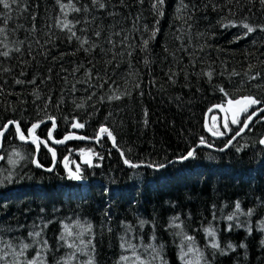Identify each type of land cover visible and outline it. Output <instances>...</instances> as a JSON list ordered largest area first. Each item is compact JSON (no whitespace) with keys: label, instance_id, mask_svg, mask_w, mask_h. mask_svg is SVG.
Masks as SVG:
<instances>
[{"label":"trees","instance_id":"trees-1","mask_svg":"<svg viewBox=\"0 0 264 264\" xmlns=\"http://www.w3.org/2000/svg\"><path fill=\"white\" fill-rule=\"evenodd\" d=\"M8 2L10 10L0 5V127L12 119L25 134L52 117L58 138L94 136L104 125L124 159L157 165L209 142L207 110L239 95L264 101L260 0H164L157 9L156 0H71L64 9L69 0ZM243 23L256 30L245 36ZM261 116L226 150L198 148L161 170L126 167L101 137L54 145L56 163L44 171L32 164L36 143L18 141L9 126L0 146V264H264ZM48 126L33 132L44 166ZM81 147L92 158L78 161L73 180L60 160Z\"/></svg>","mask_w":264,"mask_h":264},{"label":"snow or ice","instance_id":"snow-or-ice-1","mask_svg":"<svg viewBox=\"0 0 264 264\" xmlns=\"http://www.w3.org/2000/svg\"><path fill=\"white\" fill-rule=\"evenodd\" d=\"M15 2H16V0H12V3H15ZM58 2H59V0H58ZM141 2H142V0H141ZM93 3L94 4L97 3V0H93ZM163 3H164V0H156V2L153 4V8L154 9H157L158 7L162 6ZM260 3H261V5H264V0H260ZM0 5H2V7L4 9L10 10V4H9L8 0H0ZM65 7H72L71 0H69V4L68 5H63V4L61 5V8L62 9H64ZM99 7L100 8H104L105 5L103 3H100L99 4ZM73 10L74 11H79V9H75V8H73ZM160 15H163V12H160ZM232 26H236V25L233 24ZM63 27L64 28H68V30L71 32V27L69 26V23L68 22H65L63 24ZM242 27L247 30L246 33H245V36L248 35V34H250V33H252V32H254L256 30L255 28H253L252 26H250L248 23H243L242 24ZM258 27H259L260 31H264V26H258ZM3 31H4L3 29H0V32H3ZM72 35L75 36V33L72 32ZM97 35H99V33H97ZM154 37H155V31L153 32L152 37H150V39H152ZM148 44H149V40H145L144 41L145 48L148 46ZM2 55L8 56V52L5 51V52L2 53ZM145 62L147 63V61H145ZM206 74L209 77H211V75H212L211 72L206 73ZM233 75H237V73H233ZM260 75H261V73H257L255 76L250 77V79L255 80ZM16 83H22V81L17 80ZM221 91H224V90L221 89ZM113 98L114 99H119L118 96H116V97H110V99H113ZM260 104H264V101H261L258 98H255L253 96H244V97H241L239 99H229L227 101V105H228L227 108H224L223 106H220V107H221V110L222 111H225L226 113L228 111H231L234 107L237 109V111H233V118H232V121H231L232 124H236V123L240 122L237 119V116L239 115V113H248L246 119L243 121V127L240 129L239 132L236 133V136H239L246 128H249L250 127V124L252 122V118H253V116L256 115V111H253V112L249 113V109L252 108L253 106L260 105ZM257 111L264 112V108H258ZM213 120H215V117H213ZM12 124H16V122L9 121L7 124H5L2 127H0V136H3L4 135V132L8 130L9 125H12ZM83 126L84 125L83 124H80V123H74L73 124V127H75V128H82ZM224 126H225L226 129L228 128L227 121L225 122V125ZM37 127H38L37 124H33L32 125V128L29 130V134L31 135ZM213 127H215V125H213ZM16 131H17V133H20V128H19V125L18 124H16ZM100 132L101 133L107 132L108 135H109V137H112V133L109 132L108 129L105 128V127H103V126L101 127ZM221 134L222 133H219V132H215L214 133V135H221ZM49 136L51 138V132L49 133ZM19 138L22 141L26 139L23 134H20L19 135ZM68 138L69 137H66L65 139H68ZM81 138H83V137H81ZM233 139H235V136L233 137ZM36 141H37V138L33 136L32 142L33 143H36ZM56 142L57 143H62L63 141H56ZM204 143H205L204 140L201 139V144H204ZM231 143H232V141L230 140L228 142V145H225V147H228L229 145H231ZM259 143L261 145H264V139H261L259 141ZM239 150L240 149H237V151H239ZM50 151H51V149H50ZM16 155H19V153H17ZM194 155H195L194 150H190V151L187 152L186 156H182L181 157V160H187L189 158H193ZM53 157H55V153L54 152H53ZM2 158L3 157H0V159H2ZM10 162L13 163V164L15 163V161H11V160H10ZM84 162L90 164V160H85ZM33 163H35L37 167H41V165L37 161L34 160ZM125 163L127 164L129 162L127 160H125ZM131 166L132 167H135V165H131ZM65 167L67 168V164L65 165ZM47 170L48 171H51L52 169H47ZM79 173H80V168L77 167V169H76L75 172H71V171L69 172V178L70 179H73V180H80L81 179V176H80ZM236 207H237V209H239L240 205L237 204ZM250 214H251V212H249V215ZM228 219L229 220H232L233 217L232 216H229ZM65 231L67 232L68 235H71V233L68 232L67 226L65 228ZM208 235L214 237L215 236V232L212 231V230H208ZM61 239L63 240L64 237L62 236ZM187 239L188 240H191L192 238L191 237H187ZM211 246L213 248H217L218 247V245L216 243H214V242L212 243ZM27 247H28V245H24V248H27ZM70 247H71V245H70ZM229 247H231V245ZM153 251H156L155 248H153ZM89 264H91V262H89Z\"/></svg>","mask_w":264,"mask_h":264},{"label":"water","instance_id":"water-1","mask_svg":"<svg viewBox=\"0 0 264 264\" xmlns=\"http://www.w3.org/2000/svg\"><path fill=\"white\" fill-rule=\"evenodd\" d=\"M244 96H248V95H239V96H236V97H233V98H230V99H239V98H241V97H244ZM229 100V99H228ZM227 100V101H228ZM227 101H225L224 102V107L225 108H227L228 107V105H227ZM258 108H264V104H260V105H256V106H254V107H252V108H250L249 109V113H251V112H253V111H256V115L255 116H253V118H252V122H253V120L258 116V115H260L261 113H263V112H259V111H257V109ZM233 111H237V109L234 107L231 111H228V114H229V118H233ZM240 114V113H239ZM247 115H248V113L245 115V117L242 119V121L239 123V127L237 128V130L233 133V134H231L229 137H228V139L225 141V143L223 144V145H221V146H219V147H216V146H214V145H210V144H208V143H206L205 141V143L204 144H201V141H198L196 144H194L193 146H191L189 149H188V151H190V150H195L197 147H204V148H210V149H212V150H216V151H224V150H226L228 147H225V145H228V142L231 140L232 142L236 139V133L237 132H239L240 131V129L243 127V121L246 119V117H247ZM51 118V119H50ZM9 121H14V122H16V124H18L17 123V121H15V120H12V119H9V120H7L5 123H3V125H5V124H7ZM251 122V123H252ZM44 123H49V126L47 127V129H46V140L50 143V145H48L46 142H45V144L48 146V150H49V152H50V154H51V163L48 165V166H44V165H42V164H40L41 165V167H38L39 169H41V170H44V171H48L47 169H52L53 167H54V165H55V163H56V160H57V155H56V152H55V149H54V145H59V144H61V143H57L56 141H65L66 139V137H69V138H77V139H79V140H81V141H83V142H97V140L100 138V136H102V135H104V136H106L107 137V139L109 140V143H110V145L112 146V148H114L117 152H118V154H119V156L121 157V159H122V162H123V164L125 165V166H131V165H135V166H140V165H145V166H149V167H151V168H154V169H160V168H162V167H164L165 165H167L168 163H170V162H172V161H175V162H179V161H184V160H181V157H173V158H171L170 160H168V161H166V162H163V163H161V164H157V165H150V164H146V163H142V162H130V161H128L129 163H125V160L126 159H124V157H123V154H122V152H121V150L115 145V142H114V139L112 138V137H109V135H108V133L107 132H104V133H101L100 132V129H101V127L103 126V127H105L106 128V126H104V125H100L98 128H97V130H96V133H95V135L94 136H86V135H83V134H81V133H79V132H77V131H74V130H69V131H67V132H65L64 134H62L60 137H58V138H54L53 136H51V138H50V136H49V133L51 132V130H52V128H53V126H54V124H55V121H54V119L52 118V117H47V118H43V119H41V120H38V121H35V122H32V123H30L29 125H28V127L26 128V132H25V134H23L24 136H25V140H21L20 138H19V135L21 134V129H20V133H17V131H16V124H12V125H9V126H12V128H13V131H14V136H15V138L18 140V141H21V142H25V143H30L31 141H32V138H33V136H34V134L32 133L31 135L29 134V130L32 128V125L33 124H37L38 126L39 125H42V124H44ZM204 130H205V132L210 136V137H215V135L213 134V132L212 131H210V129L207 127V123H206V121H204ZM2 125V126H3ZM1 126V127H2ZM20 128V127H19ZM245 130H247V128L245 129ZM244 130V131H245ZM109 131V130H108ZM243 131V132H244ZM6 132V131H5ZM5 132H4V134H5ZM242 132V133H243ZM235 136V139H233V137ZM2 137L3 136H0V146H1V142H2ZM81 137H83V138H81ZM261 139H264V130H263V133L260 135V137H259V141L261 140ZM62 142V143H63ZM262 146H264V145H262ZM50 149H51V151H50ZM38 150H39V145H38V143L36 142V144H35V146H34V153H33V156H32V164L35 166V167H37L36 166V164L35 163H33V161L35 160V161H37V159H36V157H37V153H38ZM187 151V152H188ZM53 152L55 153V157H53ZM187 152H186V154H187ZM186 154L184 155V156H186ZM38 162V161H37ZM60 164H61V166H62V168L65 170V172H67L68 174H69V172L71 171V172H75V170H73L70 166H68L67 165V168L65 167V165H66V163H65V158H61V160H60Z\"/></svg>","mask_w":264,"mask_h":264},{"label":"rangeland","instance_id":"rangeland-1","mask_svg":"<svg viewBox=\"0 0 264 264\" xmlns=\"http://www.w3.org/2000/svg\"><path fill=\"white\" fill-rule=\"evenodd\" d=\"M213 117H215V120H213ZM242 117H243V115L239 114L237 116L238 121ZM261 119L264 121V115L261 116ZM226 121H227V124H228V128L227 129L224 126ZM231 121H232V119L231 120L228 119L227 113L225 111H222L221 109H219V110H217V109L214 110L213 109L212 112L208 115V124H209L210 130L213 133L219 132V133H222L221 135L228 134L230 132L229 130H231L233 126L238 124V123L232 124ZM213 125H215V127H213ZM74 153H75L76 157L72 158V159H69L67 157V159H65V163L67 165L68 164H72L75 169H77V167H78V161L79 160L84 162L85 160H90L92 158L91 150L89 148H86V147L78 148V149L74 150Z\"/></svg>","mask_w":264,"mask_h":264},{"label":"bare ground","instance_id":"bare-ground-1","mask_svg":"<svg viewBox=\"0 0 264 264\" xmlns=\"http://www.w3.org/2000/svg\"><path fill=\"white\" fill-rule=\"evenodd\" d=\"M224 108H225V107H224ZM216 109L219 110V109H221V108H216ZM216 109H215V110H216ZM211 112H212V111H211ZM211 112L207 110V111L205 112V115H204V116H205L204 121H206V123H207V127H208L209 129H210V127H209V124H208V115H209ZM240 114L244 116V115H246L247 113H240ZM262 114H264V112L261 113L260 115H258L256 118H258V117L261 116ZM227 115H228V119L231 120L232 118H229V114H228V112H227ZM256 118H255V119H256ZM255 119H254V120H255ZM240 120H241V119H240ZM240 120H239V121H240ZM254 120H253V121H254ZM228 123H229V122H228ZM239 123H240V122H238L237 125L233 126L232 129L229 130L230 133H234V132L237 130V128L239 127ZM203 126H204V124H203ZM230 128H231V127H230ZM210 131H211V130H210ZM245 131H246V130H245ZM245 131H244V132H245ZM244 132H243V133H244ZM243 133H241V134H243ZM213 134H214V133H213ZM241 134H240V135H241ZM207 135H208V134H207ZM240 135H239V136H240ZM101 137H106V136L102 135V136H100V138H101ZM208 137H209V142H208L206 139H203V140H204L206 143L210 144V145H211V144L214 145L212 140L215 139V138H217L218 135H215V137H213V138L210 137L209 135H208ZM237 137H238V136H237ZM237 137H236V138H237ZM68 139H70V138H68ZM75 139H77V138H75ZM66 140H67V139H66ZM78 140H79V139H78ZM98 140H99V139H98ZM98 140H97V141H98ZM80 141H81V140H80ZM199 141H201V140H199ZM234 141H235V140H234ZM234 141H233L232 143H234ZM114 142H115V141H114ZM88 143H93V142H88ZM94 143H96V142H94ZM232 143H231V144H232ZM214 146H216V145H214ZM229 146H230V145H229ZM216 147H217V146H216ZM198 148L207 149V150H210V151H215V152H217L216 150H212V149H210V148L197 147L196 149H198ZM113 149H114V148H113ZM196 149H195V150H196ZM114 150H115V149H114ZM195 150H194V151H195ZM116 152H117V151H116ZM218 152H222V151H218ZM117 153H118V152H117ZM122 154H123V153H122ZM185 154H186V153H185ZM185 154H184V155H185ZM118 155H119V154H118ZM184 155H180L179 157H182V156H184ZM123 157H124V155H123ZM120 158H121V157H120ZM145 163L151 165V163H148V162H145ZM175 163H176V162H175ZM187 163H188V162H187ZM189 163H190V162H189ZM181 164H182V163H181ZM152 165H154V164H152ZM140 166H145V165H140ZM127 167H132V166H127ZM135 167H139V166H135ZM146 167L151 168V167H149V166H146ZM198 167H199V166H198ZM152 169H154V168H152ZM160 170H161V169H160ZM165 171H167V170H165ZM66 173H67V172H66Z\"/></svg>","mask_w":264,"mask_h":264}]
</instances>
